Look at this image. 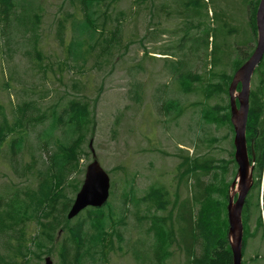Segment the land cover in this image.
Masks as SVG:
<instances>
[{"label": "trees", "instance_id": "1", "mask_svg": "<svg viewBox=\"0 0 264 264\" xmlns=\"http://www.w3.org/2000/svg\"><path fill=\"white\" fill-rule=\"evenodd\" d=\"M104 1L76 0L81 17L74 16V36L68 46L69 57L74 60L84 58L85 61L96 46L111 54L112 47L122 44L120 22L112 37L104 36L110 9L109 5L101 7ZM148 1L137 0V3L145 8L149 6ZM260 2L164 0L158 7L162 15L179 20L174 31L170 27L163 30L176 37L173 46L162 51L178 88L185 93L199 91L204 95L206 101L199 104L204 124H226L234 130L229 88L235 72L251 57L257 46ZM35 9L34 3L28 0L21 7L14 0H0L5 44H10L12 31L36 35L40 19ZM151 11L154 16V10ZM151 34L158 36L161 33L157 30ZM192 57L203 61V71L187 68ZM238 89H241V84ZM224 96L223 101L214 105L207 103ZM166 103L161 106L166 115L175 113L173 115L178 116L183 112L184 106L179 101L168 100ZM19 110L20 116L13 124L9 120L0 124V149L6 136L11 134L14 136L10 147L13 154H17L26 141L22 135L26 130L29 108L20 107ZM29 121L33 129L42 125L46 128L50 123V130L44 131L47 141L41 147L47 158L43 159L37 171L38 185L35 189L16 188L0 196V248L3 249H0V264H34L37 259L42 260L43 255H51L54 246L59 247L61 264H107L106 247L113 250L116 243L117 250L124 249L123 252H126L124 244L130 245L132 249L128 252L145 264H169L170 249L174 244L184 251L185 264H233L229 224L225 222L223 228V223L219 222L221 209L225 216L227 214L229 185L224 186L223 203L213 198L216 192L212 191L211 182L204 179L213 171L214 177L218 176V159L190 157L188 153L184 154L185 150L178 154L181 161L177 167V178L189 189L185 199L180 200L176 196L173 202L170 201V193L163 184L151 185L142 197L133 183L126 181L118 205L108 200L102 207H87L73 222L74 218L69 219L68 212L82 183L74 175L81 171V159L87 154L84 142L92 121L88 104L71 100L66 111L61 113L55 108L50 115L39 114ZM59 129L66 133L64 138L56 137ZM246 136L254 169L253 185L243 208V255L249 235L260 232L264 240V56L252 79ZM231 163L237 165L235 158ZM146 202L151 210L153 207L164 210L171 203L176 215H155L151 219V227L147 232L143 231L135 246L124 231L128 228L130 215L134 214L139 221L148 220L141 211L142 204ZM253 220L255 230L250 233L249 225ZM33 222L38 224V230L29 235V224ZM198 247H201V252H198Z\"/></svg>", "mask_w": 264, "mask_h": 264}, {"label": "rangeland", "instance_id": "2", "mask_svg": "<svg viewBox=\"0 0 264 264\" xmlns=\"http://www.w3.org/2000/svg\"><path fill=\"white\" fill-rule=\"evenodd\" d=\"M28 1L36 6L40 19L36 35L12 31L10 44H5L0 20V124L5 123L4 120L13 124L20 116V107L29 108L22 149L17 154L11 152L14 139L11 134L6 136L0 149V196L16 188L35 189L38 185L37 171L47 158V153L41 149L47 141L44 131L50 130V123L46 128L42 125L33 129L30 118L50 115L55 108L62 113L71 100H77L88 104L92 118L84 142L87 154L81 159V171L74 175L77 180L83 183L87 166L95 155L110 175L109 200L114 205H118L126 181L133 183L139 196H145L151 185L163 184L170 193V201L176 196L182 200L189 195V189L177 178V167L181 161L178 154L185 150L184 154L190 157L218 159V176L214 177L213 171L204 179L211 182L212 191L216 192L213 198L225 203L224 186L229 185V195L232 194L231 184L238 170V164L231 163L235 158V131L226 124H204L199 107L206 101L204 95L199 91L185 93L174 81L162 49L173 46L176 36L163 30L170 27L174 31L179 20L159 13L158 7L164 0H154L153 6L149 0L145 8L137 0H105L101 7L109 5L110 9L104 36L112 37L120 22L122 44L112 47L111 54L96 46L85 61L84 58L74 60L68 51L74 36V16L81 17L76 0ZM14 2L21 7L25 0ZM157 30L161 34L153 36L151 33ZM187 68L201 72L204 63L192 57ZM224 99L225 96L207 103L214 105ZM168 100L179 101L184 106L183 112L178 116L166 115L161 106ZM228 100L230 105V98ZM55 135L64 138L66 133L59 129ZM35 160V167L29 171ZM237 195L238 192L236 198ZM141 211L148 220L143 219V224L134 214L130 215L124 231L134 245L143 231L149 230L155 215H176L171 203L164 210L156 207L151 210L146 202ZM220 221L224 228L228 206L226 216L221 209ZM249 228L253 233L254 220ZM37 230L36 222L29 224V235ZM62 237L63 234L58 240ZM116 246L117 243L113 250L106 247L107 264H145L128 252L132 249L130 245L124 244L126 252L117 250ZM170 250L169 264L186 263V255L177 244ZM201 250L198 247V252ZM58 251L59 247L54 246L49 255L53 264L62 263ZM47 256L43 255L42 260L37 259L34 264H45ZM243 264H264V240L260 232L248 236Z\"/></svg>", "mask_w": 264, "mask_h": 264}, {"label": "water", "instance_id": "3", "mask_svg": "<svg viewBox=\"0 0 264 264\" xmlns=\"http://www.w3.org/2000/svg\"><path fill=\"white\" fill-rule=\"evenodd\" d=\"M257 26L258 42L255 51L235 72L229 88L231 121L235 131V160L238 164L237 177L231 184L232 194L229 195L228 204V236L233 252V264H243V208L253 185L254 165L249 155L246 131L252 79L264 56V0H261L257 11ZM239 84H241V90L237 91ZM110 189V175L94 155L93 161L87 166L81 188L68 212V218H75L87 207H102L109 200ZM45 264H53L51 256L45 258Z\"/></svg>", "mask_w": 264, "mask_h": 264}]
</instances>
